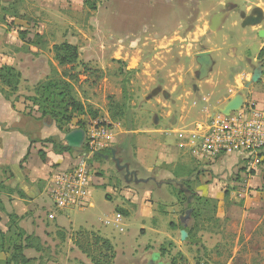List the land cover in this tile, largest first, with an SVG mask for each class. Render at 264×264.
I'll return each instance as SVG.
<instances>
[{
    "label": "rangeland",
    "instance_id": "1",
    "mask_svg": "<svg viewBox=\"0 0 264 264\" xmlns=\"http://www.w3.org/2000/svg\"><path fill=\"white\" fill-rule=\"evenodd\" d=\"M62 43L76 47L74 65L59 67L54 60L53 46ZM202 52L210 53L212 66L199 79L196 55ZM7 67L19 77L11 85L0 81V95L18 104L17 125L32 140L53 136L65 144L69 131L106 127L112 135L107 148L119 146L121 161L137 178L155 180L126 183L112 161L83 158V145L74 157L92 174L83 208L56 211L46 190L50 175L40 195L28 200L32 207L19 208L22 220L13 228L4 204L0 230L11 240L23 232L30 264H170V258L177 264H264V150L249 159L198 163L191 156L195 124L208 122L237 94L243 106L264 94V0H0V70ZM255 70L258 81L245 87ZM157 87L162 93L145 101ZM59 91L84 114L68 110L53 119L50 106L57 101L49 106L46 99ZM182 180L212 202L192 197L187 204L189 195L174 183ZM187 210L186 229L203 248L189 245L188 234L180 241L179 219ZM94 236L107 240L110 250L94 245ZM12 252L7 240L0 261Z\"/></svg>",
    "mask_w": 264,
    "mask_h": 264
},
{
    "label": "built area",
    "instance_id": "2",
    "mask_svg": "<svg viewBox=\"0 0 264 264\" xmlns=\"http://www.w3.org/2000/svg\"><path fill=\"white\" fill-rule=\"evenodd\" d=\"M84 131L88 154L83 158L107 150L112 135L106 127ZM193 135L191 156L198 163L219 157L257 158L264 150V108L244 105L229 116L217 114L206 123L195 124ZM83 158L71 167L51 171L46 190L56 211L89 203L92 174Z\"/></svg>",
    "mask_w": 264,
    "mask_h": 264
},
{
    "label": "crops",
    "instance_id": "3",
    "mask_svg": "<svg viewBox=\"0 0 264 264\" xmlns=\"http://www.w3.org/2000/svg\"><path fill=\"white\" fill-rule=\"evenodd\" d=\"M248 102L258 109L264 108V94H255ZM19 119H22V116L18 104H9L0 95V175L2 177L0 185L6 190L0 192H5L6 197L11 201L5 197L3 201L1 199L3 194L0 200L5 210L4 204L8 203L11 214L22 217L18 212L19 208L26 207V203L29 204L27 208L32 207L34 201L28 200L40 195L51 170L57 167L68 168L77 162L69 154H54L50 144L34 143L35 140H32L31 134L24 129V125L19 127ZM40 151L45 155L44 160L39 157ZM7 183L17 186V190L7 188ZM5 213L6 211L3 214ZM5 218L7 220L6 214Z\"/></svg>",
    "mask_w": 264,
    "mask_h": 264
},
{
    "label": "trees",
    "instance_id": "4",
    "mask_svg": "<svg viewBox=\"0 0 264 264\" xmlns=\"http://www.w3.org/2000/svg\"><path fill=\"white\" fill-rule=\"evenodd\" d=\"M94 1H98V0H94ZM85 3L86 4L89 3L91 6V9L92 8L94 9V5L91 4V2L86 1ZM53 54H54V60L56 61V63L58 64L59 67H66V66L74 65L78 59V52H77L76 47H74L68 43H62L60 45L53 46ZM18 77H19L18 74H15L11 67H7V68L0 70V81H2V83H4L5 85H11L12 82L15 79H17ZM48 95H49V97L46 99V102L47 103L50 102L49 106L52 105V103H54L55 101H57L56 104H53V106H50V107H52V110L49 112V114L51 115V117L53 119H58L60 114H63L64 111H68V110L71 112L84 114V109L81 106V104H79L73 98H71V96H69V94H65L63 91H59V92L49 93ZM55 110H57V112H55ZM90 113H91V116L93 118L96 116L95 113H92V112H90ZM69 132H71V131H69ZM34 143L50 144L52 146L53 153L56 155L69 154L73 158L76 157L75 155H76L77 151L70 149L64 143H60L59 141H57V138H55L53 136L46 138V139H43V140H35ZM102 152H106V150H104ZM102 152H100V153H102ZM100 153L93 154L92 158L100 160L101 159L99 157ZM84 154H86V155L88 154V152L85 148L81 152V155H84ZM39 157L41 160H44L45 155L42 151L39 152ZM173 175L177 179H183L182 177H180L178 175V173L176 171L173 172ZM184 181L185 180L181 181L183 188L186 187V185H185L186 183ZM0 188H2L1 185H0ZM184 189L189 190L187 187ZM179 192L183 193L181 190H179ZM192 196L194 197L193 201L197 200V201H202L203 203L212 202L211 199H203V198L197 197V196H195L194 193H192ZM215 210H216V208L214 209V211ZM4 212H5V209L3 207L2 201L0 200V213H4ZM194 217H195V214H192L191 219H194ZM20 220H22V217H18L17 215H15L13 213L7 214V221L9 223V226L11 225L12 228L14 225H16L14 223H17ZM180 227L182 229V226H180ZM185 231L188 234L187 243L189 245L194 246L197 249L203 248L201 238H198L193 234L191 227L185 229ZM6 232L8 233V230ZM11 235L13 237V240H11V238H9L6 235V233H4L3 231L0 230V253L3 252V249L6 245L7 240L11 241V244L13 246L12 254L9 256V258L7 260L0 261V264H30L31 259H29L25 255V253H24L25 248L21 242L23 232L21 230H19L18 233L16 232L15 234L13 233ZM16 240L21 242V243L16 244V242H15ZM25 240L28 242L29 237H25ZM100 244H101L102 249H104L105 251L110 250L109 242L107 240H102L98 236H94V245H100ZM161 255L164 256V252L162 254H160V256ZM105 257H106V255L102 256L101 259L104 261ZM91 261L93 264H100L101 263V262H99V260L91 259ZM170 264H177V259L176 258H170Z\"/></svg>",
    "mask_w": 264,
    "mask_h": 264
},
{
    "label": "water",
    "instance_id": "5",
    "mask_svg": "<svg viewBox=\"0 0 264 264\" xmlns=\"http://www.w3.org/2000/svg\"><path fill=\"white\" fill-rule=\"evenodd\" d=\"M249 22L251 24H256L258 22V20L257 19L254 20L253 18H251L249 20ZM259 36L262 37L263 32H259ZM196 63L199 65V76H198V78L203 79L204 77L207 76V74L210 71L211 66H212V60L210 57V53L209 52H202V53L197 54L196 55ZM259 77H260V73L257 70H255L250 82H248L245 87H249L252 83H256L258 81ZM160 93H162V89H161V87H157L154 90H152L149 94H147V96L144 98V100L149 101L152 98L156 97ZM163 96L165 98L168 97L167 94H163ZM243 104H244V97L240 94H237L235 97H233L231 100H229L222 109H218V110L214 111L212 113V116L210 117V119H212L217 114H221L223 116H229L231 113H235V112L239 111L240 108L243 106ZM84 140H85V131L83 129L72 130L71 132L67 133L64 136L65 145L67 147H69L70 149L77 151V152H79L82 149V147L84 145ZM110 151L112 152V161L114 162L117 170L124 171V173H125L124 180L126 183L145 184V183L149 182L150 180L155 182V180L153 178H150V179H139V178H137L136 172L130 171L128 164H121L120 160L115 158V155L113 153V149H110ZM171 182L172 181L162 182V183L167 184V183H171ZM174 183L180 188V190L184 194L189 195V197L187 198V204H189L192 197H193L192 192L187 190V189H184L181 182H174ZM159 185H161V184H159ZM189 214H190V210H187L185 212V217L179 219L181 226H182V230L180 231V241H182V242H184L187 238V233L185 231V229H186L185 222L187 221ZM148 264H155V261H150Z\"/></svg>",
    "mask_w": 264,
    "mask_h": 264
},
{
    "label": "flooded vegetation",
    "instance_id": "6",
    "mask_svg": "<svg viewBox=\"0 0 264 264\" xmlns=\"http://www.w3.org/2000/svg\"><path fill=\"white\" fill-rule=\"evenodd\" d=\"M110 149H113V153L115 155V158L119 159L120 162H121V164H126V163H124V162L121 161V158H120V151L121 150H120V147L119 146H115V147H112L111 146V147L107 148L106 152H102V153L99 154V157L101 159H104L105 161H112V152L110 151ZM130 171H134V170H131L130 169ZM121 172L123 173V177H124L125 176L124 171H121ZM134 172H136V171H134ZM159 256H160V254H159ZM158 261L160 262V259ZM148 263H149V261H147L145 264H148ZM155 264H158V263L155 262Z\"/></svg>",
    "mask_w": 264,
    "mask_h": 264
}]
</instances>
